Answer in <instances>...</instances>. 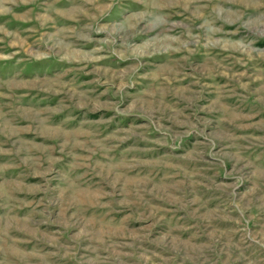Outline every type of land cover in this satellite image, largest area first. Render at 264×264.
Instances as JSON below:
<instances>
[{
	"label": "rangeland",
	"instance_id": "1",
	"mask_svg": "<svg viewBox=\"0 0 264 264\" xmlns=\"http://www.w3.org/2000/svg\"><path fill=\"white\" fill-rule=\"evenodd\" d=\"M0 264H264V0H0Z\"/></svg>",
	"mask_w": 264,
	"mask_h": 264
}]
</instances>
